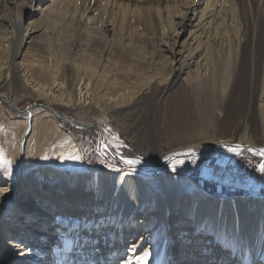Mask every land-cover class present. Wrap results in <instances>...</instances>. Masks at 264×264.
<instances>
[{
  "label": "bare ground",
  "instance_id": "1",
  "mask_svg": "<svg viewBox=\"0 0 264 264\" xmlns=\"http://www.w3.org/2000/svg\"><path fill=\"white\" fill-rule=\"evenodd\" d=\"M35 2L39 9L33 7ZM11 7L16 8L20 39L9 59L4 55L6 49H1L8 38L0 34L3 68L18 75L26 84L23 91L26 94H44L51 100L96 112L124 110L137 102L128 100L129 93L120 92L113 87V82L100 78L99 83H95V75L102 77L105 70L96 65L100 63L114 69L110 76L112 73L125 79L134 78L133 32L140 26L149 30L160 26L165 13L180 16V20L171 21V26L174 30L179 29L177 26L182 30L193 27L190 30L193 40L182 52L169 47L173 71L167 73H173L174 77L162 88L160 96L180 80L183 97L200 118V132H209L214 138L176 148L162 163L142 160L141 164L127 165L130 167L127 171L95 168L75 179L72 174L54 168L53 163L57 161H50L39 171L32 169L25 175L30 164L28 149L35 131L43 130L49 122L62 128L58 121L63 122L59 118L64 116L52 107H30L21 118L9 123V128L21 134L19 151L25 158L13 166L11 176L0 168L2 255L16 261L11 264H29L30 261L33 264H88L92 255L87 259V254L100 251L105 255L96 256L97 264L101 257L106 258L107 264H128V261L144 264L136 258L147 251L150 256L146 264H178L177 258L184 259L183 264H193V259L200 258V264H204L210 259L209 250L213 249L214 253L229 247L224 264H229L232 258L238 260V264H264V195L218 197L185 179L181 175L183 165L177 167L173 176H168L164 169L175 160L185 163L191 157L203 158L220 152L237 154L230 150L237 146L242 152L246 149L243 145H249L247 149L256 155L264 150V144L249 139L227 140L226 136H216L226 129L224 125L228 120L223 114L232 110L235 91L247 70L253 85L237 119V129L245 123L246 127L255 129L253 135L260 133L264 139V0H0L1 11H11ZM27 7L43 13L47 21L42 30L47 38V48L43 51L54 55L55 60L50 57L56 63L49 73L44 72L45 84L41 86L31 76L36 75L35 69L42 73V66L32 69L27 63L28 47L33 44L30 30L35 32L34 27L22 26L21 18ZM4 22L7 21L2 20V24ZM63 33L65 35L60 36ZM52 34L58 35V41L51 40ZM117 66L124 70L112 68ZM1 70L2 67L0 78L4 81L7 73ZM182 74L185 76L181 77ZM1 98L11 100L0 87V103ZM11 101L14 105L17 98ZM75 123L84 122L75 120ZM61 130L68 137H56L55 145L67 154L76 150L81 155L72 136ZM99 133L102 144H107V149L114 152L110 145H119L120 141L104 128L100 127ZM3 154L6 158V153ZM71 163L79 167L86 165L83 159ZM137 168L161 169V172L154 178L134 173ZM37 185L42 187L41 192L49 191L48 195L57 190L65 192L64 195L67 190L69 194L81 191L88 200L76 206L67 200L53 202L50 206L49 199L41 201L37 195H31ZM21 189L23 193L19 195ZM55 207L68 210V215L76 213L78 218H59L62 211ZM36 217L41 219H34ZM92 219L101 220L105 227L91 224ZM188 225L192 226L193 233H187ZM196 232L208 233L210 239L203 235L197 238ZM217 241L222 247L208 246ZM204 250L209 255H204ZM120 253L123 255L116 256Z\"/></svg>",
  "mask_w": 264,
  "mask_h": 264
},
{
  "label": "rangeland",
  "instance_id": "2",
  "mask_svg": "<svg viewBox=\"0 0 264 264\" xmlns=\"http://www.w3.org/2000/svg\"><path fill=\"white\" fill-rule=\"evenodd\" d=\"M33 7L35 9H39L38 2H35ZM34 8H28L27 11H25L22 15L21 22L23 23L22 26L29 28L34 27L35 30V32L30 30V37L33 39V44L28 47L29 49L27 48V61H29L27 63L32 69L37 66H42V73H39V70L35 69L36 72L34 74L36 75L32 74L31 76V79L39 82L41 86L45 84L43 80L46 76L45 74L49 73V70H51L50 68H55L56 63L53 61V59L55 60V58H53L54 55H48L43 51L47 48V38L42 33V30L43 27L46 26L47 21L44 15H42L43 13L41 10H34ZM10 9L11 11L9 9H4L3 11L0 10V34H4L8 38L5 45L1 49H6L4 55L9 59L12 56L14 45L20 39L18 18L15 15L17 13L15 12L16 8L11 7ZM175 15L172 16L170 13H165L166 17L162 18L164 22H162L163 24L161 23V27L157 25L153 27L155 29L157 28L156 30L153 28L149 30L147 27L140 26L138 31H134L135 34L133 32L132 35L134 36L133 38L135 43L132 44V51L135 52L133 62L135 66V76L133 75L134 78L125 79L121 78L122 76L118 77L112 75V73L110 76V72L114 71V69L107 68L100 63L96 65L98 68H105V70L102 72V77L95 75V77H97L94 80L95 83H99L100 78L104 81L108 80L109 83L113 82V87L118 88L120 92L126 91L129 93L127 97L128 100H137L135 105L124 107V110H101L96 112L60 103L55 99L51 100L44 94L36 93V95L34 92L26 94L24 93L26 84L20 80L18 75L11 73L10 70L7 71V68H3V65L0 64V69L2 67L1 71L3 74L7 73L4 81L0 78V87L2 90L7 92L8 96L11 97V100L15 97L17 98V102L14 105H12L13 103L11 100H9L11 103L8 100H5L6 98H1L0 103V153H6V158L8 157V159L12 161V169L18 161L22 162L24 160L25 155L23 152L19 151L18 141L21 134L15 128H9V123L21 118L23 113L22 111L27 107L33 105L37 106L39 104L49 105L47 101L51 102V105L49 106L57 110L61 116L64 115L72 117L77 121L80 120L84 123L77 124L69 118L63 122L58 121V124L62 128H59L55 122H49L43 130H36L37 132L35 131V134L33 135L34 138L31 141V147L28 149L30 164L24 172L25 175L29 174L32 169L39 171L41 166H46V164L50 161H57L53 163V167L72 174L75 179L78 175H84L91 169L95 168H99L101 170H130L129 166L122 163L121 160H119V158H117L109 150H107V154L105 155H102L101 151L98 150L103 146L98 130L100 127L102 129L104 128L111 136L120 141L119 145L109 144L111 146L110 148L113 149V151L120 157H141L143 161L150 163H162V161L165 160V157H168V155L176 148H184L190 144L214 138L211 134H209V132H200V118H198L196 111L189 107V103H187L183 97L182 94L184 91L181 90L182 83L180 80L174 83L173 87L166 92L164 96H160L162 88L168 85L172 77H174L172 72V74L167 73L172 70L171 65L173 63L169 57L171 55L170 48L182 52L190 47L189 43L193 40V35L190 34V30H193V27H187L182 30V28L177 26L179 29L174 30V27L171 26L173 20H180V16ZM2 20L7 22L2 24ZM63 35H65V33L60 36ZM52 36V41H58L57 39H59V37L57 34H52ZM135 40L137 42H135ZM164 42L169 44L165 45ZM44 58L47 60L45 61ZM38 60L39 62L42 61L41 64H37ZM112 68L124 70L121 66ZM98 72L101 73L100 70H98ZM184 76L185 74L181 75V77ZM38 77L40 78L38 79ZM251 85H253V83L252 79H250L249 71L245 70L243 78L235 91L236 98H234L231 103L232 110L223 114L228 120V122L224 125L226 129L224 133H219L216 136H226L227 140L249 139V141L264 144V139L260 133L253 135L255 129L251 126L250 128L246 127L244 123L240 124L242 125L240 127L241 129H237L239 126L237 119L242 114V107H245L247 104L246 100L250 93L249 90ZM105 90L106 89L103 91ZM192 113L194 114L192 115ZM246 124H248L247 121ZM61 129L68 132L72 136L71 140L73 139L81 149V156L84 157L83 161L86 164L84 167L74 166L73 163H71L73 161L71 159H60L62 155H69L63 149L57 147L54 142L56 137L60 135L67 136V134L62 132ZM45 157L47 158L45 159ZM62 160H65V163L58 162ZM261 162H264V157L256 155L247 148L242 152H239V154H227L220 152L203 158L191 157L187 160V162L182 164L181 175L185 179L192 180L197 185H200L205 192L218 197L251 194L264 195V173H261L258 169V165ZM49 168H51V166ZM164 169L167 170L168 176H173L176 173L171 170V164L165 165ZM133 172L145 176H155L154 178H157L156 176L160 174L161 169L142 170L137 168ZM206 186L215 192L207 190ZM33 189L34 190L31 195H37L41 201L49 199L47 204L50 206L53 205V202H64L66 200L71 201V203L76 206V204L83 202L82 200H88V198L83 195L85 193L82 194L81 191L69 194V190H67V194L64 195L65 192L61 193L60 190H57L52 192L51 195H48L49 191L41 192L42 187H39L38 185ZM22 193L23 189L20 190L19 195H22ZM54 209L59 210L58 207H55ZM59 211H62V216L59 218L74 219L75 217V220L78 218L76 213L68 215V210ZM34 219H41V217H36ZM96 223L104 226L101 220L94 221V219H92L91 224ZM186 227L188 234L193 233V229L191 230L192 226L188 225ZM97 233H99V231ZM195 234L197 235V238H200L202 235L204 238L208 236V233L201 234L200 232H196ZM129 239L130 238H127V240ZM209 239L210 235L207 237V240ZM211 244L216 245L215 248L222 247L218 246V241L215 244L210 242L208 246ZM228 249L229 247H225L224 250H218L214 253L212 251L213 249L209 250L211 251V256L207 257L210 259H206L204 264L206 261V264H224L225 257L228 255ZM2 254L3 252L1 251L0 264H11L16 262L15 260ZM100 254L102 256L105 255L100 251L87 254V259L92 255L91 262L88 264H97V262H95L97 259L96 256H99ZM206 254L209 255V253H206L204 250V255ZM117 255L119 257L123 254L120 253L116 254V256ZM105 259L106 258L101 257L99 264H107L104 262ZM183 261L184 259L177 258L178 264H183ZM193 261L195 264L196 262L197 264H200V258L193 259ZM30 262L29 264H33L32 261ZM72 262L73 261H71V263ZM41 263L43 264L44 262ZM20 264L25 263L21 262ZM229 264H238V260H234V258H232L229 260Z\"/></svg>",
  "mask_w": 264,
  "mask_h": 264
},
{
  "label": "snow or ice",
  "instance_id": "3",
  "mask_svg": "<svg viewBox=\"0 0 264 264\" xmlns=\"http://www.w3.org/2000/svg\"><path fill=\"white\" fill-rule=\"evenodd\" d=\"M107 147L108 145L107 144H104L100 149L101 151V154L102 155H105L107 154ZM232 152H235L237 154H239L240 152V148L239 146L237 147H234V148H231L230 149ZM260 156L264 157V150H260L259 153H258ZM47 157H45L46 159ZM84 157L81 156L79 154L78 151L76 150H73V152L67 156H64L62 155L60 157V159H71V160H82ZM165 159H169L168 157H165ZM121 160H122V163L126 164V165H129V166H135V165H138V164H141L142 163V158L141 157H137L135 159H127V158H124V157H121ZM184 163L183 160H175L171 163V170L173 172L176 171L177 167L182 165ZM0 168H3L5 170V174L8 175V176H11L12 175V161L10 159H6L4 157V154L3 153H0ZM258 169L261 173H264V162H261L259 165H258ZM4 191H7V189H4ZM135 249H133L134 251ZM150 256V253L145 251L143 252L142 255L138 256L136 259L139 260V261H142L144 262V264H146L147 262V259L148 257ZM128 264H131V261H128Z\"/></svg>",
  "mask_w": 264,
  "mask_h": 264
},
{
  "label": "water",
  "instance_id": "4",
  "mask_svg": "<svg viewBox=\"0 0 264 264\" xmlns=\"http://www.w3.org/2000/svg\"><path fill=\"white\" fill-rule=\"evenodd\" d=\"M33 106H36V105H33ZM33 106H30L31 108L33 107ZM37 106H39V107H43V108H50L51 109V107H49V106H46V105H44V104H39V105H37ZM30 107H27L26 109H24L22 112H25V111H27ZM71 119L73 122H75V120L76 119H74V118H72V117H68V116H63V117H61V118H59V120H62V121H64V120H66V119ZM78 124V123H77ZM98 130H99V128H98ZM101 142H102V138H101ZM103 145V144H102ZM245 148H249V145H243ZM107 150H109L111 153H113L117 158H119V160H121V157L119 156V155H117V154H115L114 152H112L110 149H107ZM122 161V160H121Z\"/></svg>",
  "mask_w": 264,
  "mask_h": 264
},
{
  "label": "trees",
  "instance_id": "5",
  "mask_svg": "<svg viewBox=\"0 0 264 264\" xmlns=\"http://www.w3.org/2000/svg\"><path fill=\"white\" fill-rule=\"evenodd\" d=\"M206 187H207V186H206ZM206 189L209 190V191H212L211 188H208V187H207ZM212 192H215V191H212Z\"/></svg>",
  "mask_w": 264,
  "mask_h": 264
}]
</instances>
